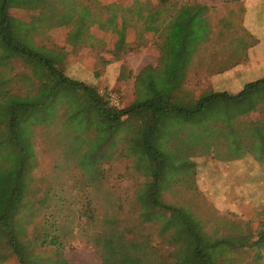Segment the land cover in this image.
<instances>
[{
	"label": "rangeland",
	"instance_id": "obj_1",
	"mask_svg": "<svg viewBox=\"0 0 264 264\" xmlns=\"http://www.w3.org/2000/svg\"><path fill=\"white\" fill-rule=\"evenodd\" d=\"M249 1L174 0L178 5L173 12L185 3H199L211 8L206 14L211 33L193 56L187 70L184 90L191 97L196 98L203 91L213 90L209 78L218 60L239 62L248 46L254 43L243 27V6ZM67 3L73 4L77 12L83 8L90 11L86 20L89 27L74 42L68 41L67 36L74 29L78 15L72 23L58 25V15L69 11L59 0H44L43 5L35 10L11 9L9 13L19 20L35 24L34 31L29 34L34 45L65 53L64 72L68 77L94 87L108 99L110 105L119 109L127 107L134 98L135 78L139 72L147 66L159 65L160 38L145 29V16L156 6L157 0H67ZM169 8H164L161 18L166 16L164 13ZM46 9L55 16L48 18ZM113 15L111 27L101 30L98 23L106 22ZM122 20L127 24L126 46L116 51L117 35L111 29L119 28ZM255 34L264 41L263 32L258 30ZM261 49L264 45L255 50ZM262 60L264 62V57ZM248 72L243 81L249 79L250 75L246 76ZM36 83L26 62L13 56L0 40V97L31 96ZM51 110L52 119L30 127L38 160L32 171L33 192L36 199L41 198L45 190L50 194L57 193L58 197L49 198L45 207L32 217L27 238L40 230L39 223L45 214L54 213L55 227L59 230L56 234L64 232L69 237V242L60 249L64 257L71 261L68 264H80L87 258L101 264H174L166 259L171 248L164 235L159 234L162 222L139 223L140 204L136 193L145 178L133 161L131 140L134 132L131 123L112 133L105 141L102 135L89 138L74 134L70 130L71 120L61 118L62 108L56 113ZM257 110L244 121L247 138L250 139L243 135L238 137L237 126L198 128L188 125L179 132L173 146L162 152L159 201L189 212L210 238L246 242L240 250L226 252L223 248L224 255L218 260L219 264H264V247L248 246L256 242L264 230V107L257 106ZM255 118H260L259 124L254 126L257 132L252 129ZM167 127L171 132L169 138L180 130L178 124L172 121ZM243 145L250 151L257 149V160L250 159L251 152H244ZM244 154H247L246 157ZM242 161H245L248 172L244 180L238 174L243 171L238 168V162ZM81 169L95 171L88 175ZM243 186L246 188L240 189ZM103 214L113 216L116 230L130 233L126 237L136 236L145 241L143 247L149 253L140 259L136 252L116 247L104 255H97L87 247L86 244L92 245V236L111 232L112 226L101 224ZM161 215L168 217L166 212ZM42 230L53 231L49 227H42ZM54 250L49 246L36 248L35 254L41 253L44 260L58 252ZM3 264L17 263L11 260Z\"/></svg>",
	"mask_w": 264,
	"mask_h": 264
},
{
	"label": "trees",
	"instance_id": "obj_2",
	"mask_svg": "<svg viewBox=\"0 0 264 264\" xmlns=\"http://www.w3.org/2000/svg\"><path fill=\"white\" fill-rule=\"evenodd\" d=\"M59 2L65 4L69 11L58 15V25L72 23L75 15H78L67 40H79L82 31L89 27L86 22L89 9L83 8L77 12L67 0ZM43 3L44 0H0V40L13 56L26 62L37 81L31 96L0 97V264L11 260L17 264H68L60 249L69 242V237L64 232L56 234L59 230L55 227L54 213L45 214L39 223L40 230L27 238L32 217L45 207L49 198L58 197L57 193L50 194L48 190L39 199L34 196L32 171L38 165V160L30 127L52 119L49 110L53 109L52 113H56L60 108L61 118L72 122L70 130L89 138L102 135L106 141L112 133L131 123L134 132L131 140L133 161L135 168L142 170L145 178L136 193V200L140 204L139 223L162 222L159 234L164 235L165 242L171 248L166 259L174 264H219L218 260L224 255L223 248L226 252L243 249L245 241L210 238L189 212L159 201L162 152L173 146L185 126L232 128L250 117L255 112V103L264 97V78L246 84L236 94L208 90L193 98L185 92L187 70L193 56L211 33L206 16L211 8L199 3H185L173 12L177 2L157 0L156 6L145 16V29L160 38L159 65L147 66L139 72L135 78L133 100L127 107L119 109L110 105L108 99L94 87L68 77L64 72L65 53L34 45L29 34L34 31L35 24L19 20L9 13L11 9L35 10ZM166 6L170 8L161 18ZM46 13L48 18L55 16L49 9H46ZM114 17L99 22L100 29L108 30ZM126 29L125 20H122L119 28L111 29L117 35L116 51L125 49ZM216 63L211 75L232 68L238 61L218 60ZM170 121L180 127L171 138L167 127ZM254 126L252 129L257 132ZM71 153L73 156L74 153ZM72 156L70 159L73 161ZM89 163L92 164V160ZM82 171L89 175L95 170ZM165 212L168 213L167 218L161 215ZM101 224L112 226L111 232L92 236L94 247L86 244L97 255H104L116 247L136 252L140 259L149 253L143 247L145 241L136 236L126 237L129 232L116 230L113 216L103 214ZM42 227H49L53 231L48 233ZM48 246L58 252L44 260L41 253L35 254L36 248L45 249ZM248 246L264 247V230L260 232L258 240ZM150 249L155 250L154 247ZM162 258L165 259L164 256Z\"/></svg>",
	"mask_w": 264,
	"mask_h": 264
},
{
	"label": "crops",
	"instance_id": "obj_3",
	"mask_svg": "<svg viewBox=\"0 0 264 264\" xmlns=\"http://www.w3.org/2000/svg\"><path fill=\"white\" fill-rule=\"evenodd\" d=\"M243 8L245 10V16L243 18L244 19L243 27L246 29L249 35L252 36V38L254 39V43L252 45H249L248 48L246 49L245 56L242 59L243 61L241 60L242 62L239 61L232 68L222 73L214 74L209 78L213 91L228 92L231 94H236L240 92L246 84L259 80L261 78H264V62L262 60V57H264V49H261V51L255 50L257 47H261L262 45H264V41L259 39V36H256L255 34V32H257L258 30L259 32L264 33V0H251L248 3L245 2ZM247 71H249L248 72L249 74H247L246 76L250 75V77L248 80L243 81L242 79L246 78L245 73ZM260 71H262L263 73L262 74L258 73ZM257 73L258 75H256ZM251 76H254V78ZM257 106L261 108L264 107V97H261V101H258V103L256 104L255 106L256 113L258 112ZM244 121L245 119L241 120V122L237 125L238 131L236 133L238 137L240 135H243L245 136L246 139H250V138H247L248 130H246L245 129L246 127H244L245 126ZM259 121H260V118H255L253 121L252 127L254 126V123L256 125ZM261 124L263 125V123ZM244 145L242 146V150L244 152L250 151L248 149H245ZM252 146L255 147L254 145ZM250 152H251L250 159L257 160V157H258L257 149L255 150L254 148V150H251ZM245 161L238 162L239 163L238 168H241L243 170V171L240 170L238 174L243 180L245 179L244 177L248 173L246 172V168L244 164ZM249 165H251V163ZM245 188L246 187L243 186L240 189H245ZM69 263H71V261H69ZM72 264L74 263L72 262ZM80 264H101V263L100 261H95L93 259L87 258L81 261Z\"/></svg>",
	"mask_w": 264,
	"mask_h": 264
}]
</instances>
